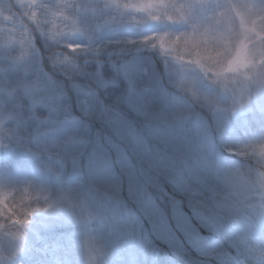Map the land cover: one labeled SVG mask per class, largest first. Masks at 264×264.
<instances>
[{
  "label": "rangeland",
  "instance_id": "rangeland-1",
  "mask_svg": "<svg viewBox=\"0 0 264 264\" xmlns=\"http://www.w3.org/2000/svg\"><path fill=\"white\" fill-rule=\"evenodd\" d=\"M177 2L13 0V7L0 0V164L11 157L28 165L49 209L27 236L5 232L0 223V253L28 255L38 237L51 234L46 264H158L155 239L169 249L172 264H264V209L253 181L239 170L225 173L220 179L232 195L216 199L209 178L214 148L242 158L231 143L235 130L262 118L264 103L255 93L264 82V40L249 34L255 67L218 77L241 90L232 104L218 105L211 118L189 111L168 86L161 55L168 50L162 38L170 42L168 16L186 12L172 9ZM209 10L231 48L244 35L238 13L264 32V7L254 0ZM145 16L157 19L144 23ZM85 31L103 44L88 46ZM69 43L85 47L69 56ZM250 145L264 156L259 138ZM210 203L224 219L211 214ZM190 206L210 214L198 211L201 223L189 224ZM186 244L200 257L188 255ZM11 262L0 256V264Z\"/></svg>",
  "mask_w": 264,
  "mask_h": 264
},
{
  "label": "clouds",
  "instance_id": "clouds-1",
  "mask_svg": "<svg viewBox=\"0 0 264 264\" xmlns=\"http://www.w3.org/2000/svg\"><path fill=\"white\" fill-rule=\"evenodd\" d=\"M254 3L264 7V0H254ZM226 4L227 0H214L213 3L207 5L201 3V0H178L177 4L171 7L172 9L177 7L185 9V15L177 20H171V16H168L170 22H166L164 27V34L169 41L177 37L183 40L189 36L198 41L196 46L189 47L188 50H184L180 44H177L174 48L168 49L166 54L161 55L166 57L163 61L167 65V71L164 73L165 79L168 86L182 98L181 106L189 111L198 110L201 114L207 112L209 118L212 117V110L218 105H230L236 96L241 95V90L236 86H222L216 74V70L221 65V58H224L223 63L225 64L226 58L231 53L225 49L223 41L219 38L220 27L214 12H211L209 8L222 7ZM67 10L70 14L73 12L79 14L80 11L79 8L73 9L71 6H68ZM166 15L167 13H163L160 19ZM64 19L70 20V16ZM155 19H157L155 16H145L143 22L148 23ZM81 34L88 40V46L95 43L96 47H100L103 44V41L98 40L90 31ZM84 47L85 45L81 43H69L66 54L71 56L76 50ZM222 49H224L223 53L217 55ZM181 57L187 59L182 60ZM227 74L233 75L231 72ZM255 94L264 103V82L259 85ZM251 99L250 96V102ZM254 138H259L264 143V111H262L260 120L250 124L247 128L235 130L231 143L234 147L241 149L242 158L236 159L238 153L224 148L223 145L214 148L209 178L215 187L210 195L215 196L216 199L230 197L232 192L220 177L225 173L239 170L253 181L252 194L264 209V180L261 179L264 177V156L258 157L254 150L249 151L250 140ZM41 187L43 184L35 177H12L6 171L5 174H0V223L5 232L22 231L27 236L28 232L41 222L40 216L49 211L46 207L47 200L39 199L38 193ZM209 207L212 215L221 220L224 219L211 203ZM189 211L192 213L189 224L192 223V219L201 223L197 216L198 211L205 217L210 214L204 207L190 206ZM18 219H27V224L16 222ZM192 226L195 227V225ZM4 255H7L13 264H23L16 252L0 253V256Z\"/></svg>",
  "mask_w": 264,
  "mask_h": 264
},
{
  "label": "trees",
  "instance_id": "trees-1",
  "mask_svg": "<svg viewBox=\"0 0 264 264\" xmlns=\"http://www.w3.org/2000/svg\"><path fill=\"white\" fill-rule=\"evenodd\" d=\"M10 2L11 5H13V7H16L15 4L13 3V0H10ZM33 35L36 38V43L38 47L40 49H43V46L41 45L40 40L38 38V32H35ZM44 62H46L45 65H47L46 59H44ZM1 158L3 160L0 164V169H2L1 174H5V171L7 173H11L10 171H12L13 168H15L16 173H14L13 177L27 176L28 165L23 166L22 163L24 162L20 160L17 161L16 159L14 162V160L11 157H9L8 159L4 157ZM50 240H51V234H44L43 236L38 237L34 241V246L31 248L30 252H28V255L23 254L19 256L23 264H46V262L49 259L48 258L49 254L51 252L49 249V246L51 244ZM154 245L158 248V256L155 262H157L158 264H172L170 260L171 253L169 249L166 247V245L162 243L159 239L154 240ZM186 246H187L186 252L188 253V255L194 258L200 257L196 254L195 250L191 248L188 244H186ZM11 264H13V262H11ZM142 264H147V261H144ZM216 264H224V263H221L220 261L216 260Z\"/></svg>",
  "mask_w": 264,
  "mask_h": 264
},
{
  "label": "snow or ice",
  "instance_id": "snow-or-ice-1",
  "mask_svg": "<svg viewBox=\"0 0 264 264\" xmlns=\"http://www.w3.org/2000/svg\"><path fill=\"white\" fill-rule=\"evenodd\" d=\"M141 7H151V5L141 6ZM223 13H221L222 15ZM241 16V27L243 30V37L235 42V47L231 48V42L228 40H224L223 43L225 45V49L229 51L231 54L226 58V63L216 70L217 76H223L228 72H236L240 69H247L248 67H255L256 62L249 56V34L254 33L258 38L264 40V32H259L255 28V26H249L248 23L243 18V15L238 13ZM181 18H183V14H181ZM198 41L193 40L191 36L180 40L179 37L170 41L169 43H165L164 39L161 40V47L170 49L174 48L177 44H180L184 50H188L189 47L196 46ZM224 49L221 50L217 55H221ZM183 57H181L182 59ZM199 62V61H198ZM260 63L264 64V58L261 59ZM204 65H202L203 67ZM247 75V73H245ZM22 222V221H18Z\"/></svg>",
  "mask_w": 264,
  "mask_h": 264
}]
</instances>
